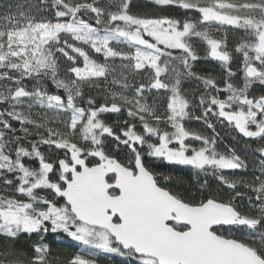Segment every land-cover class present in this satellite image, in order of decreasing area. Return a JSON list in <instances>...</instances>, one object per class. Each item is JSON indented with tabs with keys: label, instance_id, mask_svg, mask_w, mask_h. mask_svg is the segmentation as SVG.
I'll list each match as a JSON object with an SVG mask.
<instances>
[{
	"label": "snow or ice",
	"instance_id": "6c2138e0",
	"mask_svg": "<svg viewBox=\"0 0 264 264\" xmlns=\"http://www.w3.org/2000/svg\"><path fill=\"white\" fill-rule=\"evenodd\" d=\"M115 258L264 264V0L0 11V264Z\"/></svg>",
	"mask_w": 264,
	"mask_h": 264
},
{
	"label": "trees",
	"instance_id": "16d2710c",
	"mask_svg": "<svg viewBox=\"0 0 264 264\" xmlns=\"http://www.w3.org/2000/svg\"><path fill=\"white\" fill-rule=\"evenodd\" d=\"M9 3H15V0H0V11H3L4 8L9 4ZM199 68L202 70V71H215L216 74H219V68L218 66L214 65L213 63H209V62H202L200 65H199ZM191 127L193 128H196V129H200L201 128V125L199 122H192L191 123ZM226 139H230V137H226ZM161 171H166V170H161ZM174 175H181L180 172H176L174 173ZM59 239V238H57ZM54 249H61L63 250L64 248L67 247V245H62V244H56V245H53ZM71 250V249H69ZM104 264H111V262H108V261H105ZM115 264H119V258H115Z\"/></svg>",
	"mask_w": 264,
	"mask_h": 264
},
{
	"label": "rangeland",
	"instance_id": "374dc122",
	"mask_svg": "<svg viewBox=\"0 0 264 264\" xmlns=\"http://www.w3.org/2000/svg\"><path fill=\"white\" fill-rule=\"evenodd\" d=\"M194 122V121H193Z\"/></svg>",
	"mask_w": 264,
	"mask_h": 264
}]
</instances>
